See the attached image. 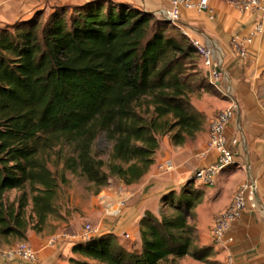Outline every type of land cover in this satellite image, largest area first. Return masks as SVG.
Listing matches in <instances>:
<instances>
[{
  "label": "trees",
  "instance_id": "obj_1",
  "mask_svg": "<svg viewBox=\"0 0 264 264\" xmlns=\"http://www.w3.org/2000/svg\"><path fill=\"white\" fill-rule=\"evenodd\" d=\"M40 16L0 28V237L19 241L56 213L58 183L46 164L53 147L70 145L66 169L98 194L110 177L137 183L154 164L160 137L183 145L204 121L189 97L196 49L178 27L111 0L56 6L43 23ZM100 133L113 142L107 163L92 155ZM193 184L161 198L175 216L144 214L139 251L108 233L74 244L80 259L68 262L160 264L189 256L214 264L211 248H192L195 228L187 220L202 197ZM26 187L28 215L26 193L4 202L6 192Z\"/></svg>",
  "mask_w": 264,
  "mask_h": 264
},
{
  "label": "crops",
  "instance_id": "obj_2",
  "mask_svg": "<svg viewBox=\"0 0 264 264\" xmlns=\"http://www.w3.org/2000/svg\"><path fill=\"white\" fill-rule=\"evenodd\" d=\"M88 1L91 0H0V28L31 18L46 3L77 6ZM111 1L127 3L156 16L166 7L163 0ZM209 1L213 11L212 19L206 15L182 11L180 21L182 30L191 38L199 43H212L216 46L221 57V80L214 87L216 94L212 96L202 94L203 102H196L190 97L192 105L198 108V103L199 112L205 117L202 130L196 136L197 139L187 141L181 146L161 148L157 151L154 160L159 164L165 160L171 161L174 167L170 172L173 174L172 177H178L180 186L184 185L192 178L196 170L214 163L216 158L214 152L202 158L197 155L207 146L209 125L214 116L220 110L234 106V117L225 131V136L228 142L233 139L237 140L236 146L233 147L235 162L218 176L214 186L205 188L194 183L195 187H200V192H202L199 203L192 211L195 215L194 225L199 247L212 249L208 258L210 262L214 264H264V31L252 40L245 59L236 58L232 53L230 40L236 34L245 36L252 29L255 18L251 14L241 13L232 7L231 0ZM203 76H205L204 71ZM155 162L138 181V184L135 183V187H130L132 193L130 192L127 200L123 201L119 215L110 219L108 224L103 223L102 220L99 228L103 230L97 236L111 233L128 251L140 250L139 222L148 210H142L139 213L138 205L145 201L147 191L152 186H155V193L160 195L172 191L180 194L182 191L174 189L166 182L159 181V176L153 178L151 170ZM248 179L255 185L254 199L248 200L245 211L232 226L231 241L228 245H214L210 241V230L214 219L228 207L235 191ZM115 196L116 193H113L114 199ZM112 202L115 204L117 200ZM120 217H123V223L120 226L126 229L123 235L118 237V231L113 232L111 228L115 226L116 220ZM120 228L118 230H121ZM125 235L128 237L126 238ZM31 239L28 237L29 241ZM129 241L133 243V249L128 248ZM31 244L39 251L40 264H70L69 258L80 259L71 253L73 245H67L65 241H57L50 245L47 240L34 239ZM7 248H0V264H6L3 253ZM48 260L51 261L46 263ZM160 264L205 263L184 256L179 259L169 257Z\"/></svg>",
  "mask_w": 264,
  "mask_h": 264
},
{
  "label": "rangeland",
  "instance_id": "obj_3",
  "mask_svg": "<svg viewBox=\"0 0 264 264\" xmlns=\"http://www.w3.org/2000/svg\"><path fill=\"white\" fill-rule=\"evenodd\" d=\"M56 6H61V5L59 3L57 4L53 3V5H51V3H46L41 9L37 11L38 13L41 14L40 21L42 23L47 19L49 14H51L53 8ZM194 63H195V67L187 71V74L189 75L188 81L192 88L189 97L194 99L196 102H203L201 99L202 94H207L209 96H212L216 94V91L213 87H210L209 85L210 83L208 82L206 74L205 76H203V71L205 72L206 70L203 66L202 59L198 55H195ZM197 106L198 108H200L198 103ZM194 108L199 112V109L197 107ZM204 122H205V117L203 124ZM201 130L202 127L200 131ZM199 132H197L193 138L191 139L188 138L186 142L195 141L197 139L196 136ZM112 146H113V142L109 140L104 133H100L97 136L92 146L93 157L99 160H103L104 162L107 163L109 159V155L112 151ZM167 146L172 147L178 145H174L171 142L169 135L160 137L159 149L166 148ZM71 155H72V148L70 147V145H65V144H59L46 153L47 168L51 171V173L53 174L54 178L57 180L58 183L57 194L54 200L56 213L48 217L41 232L35 233L34 231H28L27 241H19L12 237H7V238L0 237V248L8 247L7 248L8 250L13 248L15 245H17L20 242H26L32 245L31 243L34 242V239L47 240V241L54 239L56 242L65 241L67 242V245H74L81 240V235L85 231L86 227L89 226L92 229V234H91L92 237H96L103 230L99 228L100 224L102 223V220L103 223L108 224L110 222V219H114L119 215L123 201L127 200V196L129 197L130 192L132 193L130 187H135L136 184H138V182L136 184L135 183L132 184V186H127L120 179L116 177H110L107 186L102 188L100 192L96 194L97 188L92 184H90L85 179L84 176H82L79 173L73 174L70 172V170L66 169L65 166L66 159L70 158ZM158 166L159 163L157 162L153 167V169L151 170L153 178L159 176L158 178L159 181L166 182L168 183L169 186H172L176 190L180 189V191L187 184L186 181L184 185L180 186L178 177L176 176L172 177L173 174L171 173L170 174L162 173L158 169ZM228 168L229 167H225L221 169L218 172L217 176L215 177V180L218 178L219 175L223 174V172H225ZM103 171L105 173H108L106 167L103 168ZM154 187L155 186L150 187L149 191H147L145 201L139 203L138 212L140 213L142 210H148V212H150L158 219H161L162 216H166V217L175 216L176 211L174 210V208L171 207L169 203L161 202V198L164 195L155 193ZM192 187L193 189L200 191V187L198 186L195 187V184H193ZM204 187L208 188V186H204ZM28 191H29L28 187H26L24 190H10L4 194V202L12 203L13 201L17 200L22 193H26L28 198V206L26 208V213L28 215L30 214V209H31V203L29 200L30 195L28 194ZM113 193H116L115 199L117 200V202L113 205L114 207H109V209L104 210L103 207L101 206V203L99 205L101 196L106 195L108 198L112 199L110 200L111 202L115 200L113 198ZM175 195L178 196L179 193L176 192ZM173 204H176V201H174ZM129 207L131 208V206ZM192 211L193 210H191L192 217L189 218L187 222L190 226L195 228L194 225L195 215L193 214ZM122 218L123 217L117 219L115 226L111 228V231L113 232L118 231V237H121L123 235L124 230L126 229L124 226L123 227L120 226L123 223ZM104 227L105 225L103 226V228ZM119 228L121 230H118ZM210 235H211V231H210ZM28 237L32 238L31 241L28 240ZM210 241L214 245H216L214 243L212 235ZM128 245H129L128 248L133 249V243L131 241L128 242ZM192 248H199V249L201 248L199 247V241H198L196 229L193 235ZM50 261L51 260H48L46 263H49Z\"/></svg>",
  "mask_w": 264,
  "mask_h": 264
},
{
  "label": "built area",
  "instance_id": "obj_4",
  "mask_svg": "<svg viewBox=\"0 0 264 264\" xmlns=\"http://www.w3.org/2000/svg\"><path fill=\"white\" fill-rule=\"evenodd\" d=\"M166 4L165 9L157 14V17L163 21H168L172 25L182 30L181 14L182 11L193 12L196 15H206L209 19L213 17V11L209 0H163ZM230 5L241 13L251 14L255 21L252 29L245 35L236 34L230 40L232 53L236 58L245 59L247 57L248 46L252 40L262 34L264 31V0H231ZM182 33L188 37L192 46L196 49V54L202 59L205 68V74L208 82L216 87L220 80L221 57L216 46L212 43H199L190 37L185 31ZM224 96L228 97L227 94ZM234 106L220 110L212 119L209 125V135L206 148L198 153L202 158L211 152L216 154L214 163L207 167H202L192 174V181L201 186L212 187L215 184V177L218 172L235 162L233 147L236 146L237 140L233 139L228 142L225 131L234 117ZM173 164L165 160L159 164L158 169L162 173L173 171ZM255 185L251 180L242 183L233 194L228 207L221 212L213 221L211 226V235L216 245L227 246L231 241L230 231L232 226L240 219L245 211L248 200L254 199ZM104 210L106 208H103ZM92 229L88 226L81 235L79 242H85L92 238ZM127 238L128 236L125 235ZM56 241L49 240L52 245ZM6 264L17 262L19 264H40L41 259L39 251L26 242H20L13 248L3 253Z\"/></svg>",
  "mask_w": 264,
  "mask_h": 264
},
{
  "label": "bare ground",
  "instance_id": "obj_5",
  "mask_svg": "<svg viewBox=\"0 0 264 264\" xmlns=\"http://www.w3.org/2000/svg\"><path fill=\"white\" fill-rule=\"evenodd\" d=\"M110 200H112L111 198H108V197H101L100 198V202H99V205H100V203H101V206L103 207V208H106V209H109V207H114L113 205H114V203L111 201L110 202Z\"/></svg>",
  "mask_w": 264,
  "mask_h": 264
},
{
  "label": "water",
  "instance_id": "obj_6",
  "mask_svg": "<svg viewBox=\"0 0 264 264\" xmlns=\"http://www.w3.org/2000/svg\"><path fill=\"white\" fill-rule=\"evenodd\" d=\"M166 22H168V21H166ZM169 23V22H168Z\"/></svg>",
  "mask_w": 264,
  "mask_h": 264
}]
</instances>
